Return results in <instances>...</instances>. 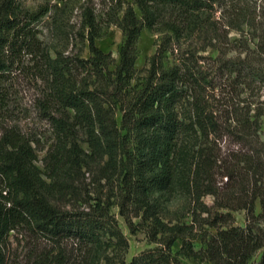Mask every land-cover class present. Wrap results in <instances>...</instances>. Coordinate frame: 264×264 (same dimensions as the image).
Listing matches in <instances>:
<instances>
[{"label":"trees","instance_id":"16d2710c","mask_svg":"<svg viewBox=\"0 0 264 264\" xmlns=\"http://www.w3.org/2000/svg\"><path fill=\"white\" fill-rule=\"evenodd\" d=\"M23 1L0 0V264H11V234L20 230L52 248L33 264H70L61 248L68 242L80 264H127L129 245L111 215L116 193L130 228L140 219L158 245L130 264H251L261 251L264 264V0H121L108 22L123 33L118 61L96 46L101 29L91 14L90 57H53L40 37L51 9L30 11ZM144 30L162 39L141 75ZM200 52L220 54L214 72ZM218 74L220 116L207 98ZM21 78L35 84L32 107L51 130L43 168L41 137L16 117ZM220 138L221 167L213 153ZM225 141L238 147L231 160ZM182 192L189 225L162 217L160 199ZM69 199L73 210L62 206ZM110 241L123 249L117 261Z\"/></svg>","mask_w":264,"mask_h":264},{"label":"rangeland","instance_id":"374dc122","mask_svg":"<svg viewBox=\"0 0 264 264\" xmlns=\"http://www.w3.org/2000/svg\"><path fill=\"white\" fill-rule=\"evenodd\" d=\"M121 0H24L23 4L26 9L30 11L44 10L50 8L49 14L41 20L40 31L41 40L44 41L52 51L53 57L62 54L64 56H76L81 55L82 58L88 59L90 57L89 43L87 41L90 28L87 26V15L91 14L96 21L100 24L101 33L96 40V46L106 54H111L117 61L119 60V51L123 43L122 31L114 26L108 25V22L114 17L113 10L119 9L117 6ZM126 2L129 0H125ZM123 12L117 13V16L121 18ZM161 35L158 33L144 30L142 32L139 44H138V61L136 68L142 72L141 75H145L144 70L147 68L148 60L156 53V50L161 41ZM179 54V53H178ZM220 56V54L218 55ZM217 54L210 52H200L198 57H201L205 70L214 72L216 69L214 61L218 58ZM200 59V60H201ZM174 60V59H173ZM214 68V70H213ZM217 88L213 92L208 93L209 102L213 108L217 110V114L221 115V74H218ZM17 92V111L16 117L21 120V127L25 131H37L38 136L41 137V145L38 146L39 166L44 167V158L46 152L51 148V130L49 124L40 118L39 113L32 107L37 89L35 84L27 79L21 78L16 83ZM120 121V117H119ZM217 147L213 148L214 156H218L220 159L221 167V138L217 141ZM224 155H232L238 151V147L234 146L229 141H225L223 144ZM235 152V153H234ZM226 183V178L223 179ZM215 183L220 188L222 185L221 168L216 169ZM90 189V188H89ZM93 197V196H92ZM122 198L120 193H116V198H113L112 203H116L111 209V215L116 220L118 227L124 235L129 248L126 253V263L130 264L132 260L141 255L143 252L155 249L158 245L153 244L150 241L148 232L143 227H138L136 224L140 223V219L132 218L135 226L131 229L127 224L125 217L121 214V210L118 203ZM162 208L165 209L162 212V217L167 221L176 220L183 224L192 223V206L190 197L187 192L177 194L175 198L170 199L162 197L160 199ZM202 202L208 207H212L214 204V198L212 196H206L202 199ZM76 201L69 199L67 203L63 204V207H67L73 210L76 206ZM133 211V210H132ZM133 213V212H132ZM199 214V213H198ZM197 214V215H198ZM236 217V225L244 227L246 225L245 212H238L234 214ZM133 216V214H131ZM207 214H203L202 218H207ZM198 225V229H199ZM133 229H138L133 233ZM196 231H198L196 229ZM110 248L107 251V255H110L112 259L117 261L122 255V248L117 246L116 241H110ZM117 246V247H115ZM196 248H200V244H195ZM182 247V242L178 241L173 252L177 253ZM62 251H64L70 260V264H80L81 259L78 256L80 250L72 243L68 242L62 245ZM51 246L46 244L43 240L31 236L24 230L12 233L9 244V257L11 264H33L35 259L43 255L48 250H51ZM262 258V251L258 253L252 260L251 264H260ZM182 264H206L199 263L193 259H182Z\"/></svg>","mask_w":264,"mask_h":264}]
</instances>
